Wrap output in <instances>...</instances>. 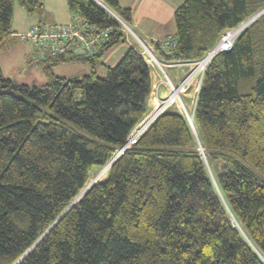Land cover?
Instances as JSON below:
<instances>
[{
    "label": "trees",
    "instance_id": "obj_1",
    "mask_svg": "<svg viewBox=\"0 0 264 264\" xmlns=\"http://www.w3.org/2000/svg\"><path fill=\"white\" fill-rule=\"evenodd\" d=\"M102 1L133 24L131 8ZM15 3L48 23L45 0H0L1 47L20 40ZM68 7L111 29L97 54L42 58L32 50L48 78L41 87L6 77L0 62V264H14L36 242L19 264H264V14L206 70L195 110L200 144L178 109L166 111L65 212L126 143L151 91L136 43L98 75L104 53L128 42L122 24L93 0ZM263 7L264 0H185L175 33L162 38L176 42L165 57H202L225 29ZM71 62L90 72L55 73Z\"/></svg>",
    "mask_w": 264,
    "mask_h": 264
},
{
    "label": "built area",
    "instance_id": "obj_2",
    "mask_svg": "<svg viewBox=\"0 0 264 264\" xmlns=\"http://www.w3.org/2000/svg\"><path fill=\"white\" fill-rule=\"evenodd\" d=\"M263 14L264 7L238 26L225 29L213 48L208 50L202 57L191 61L167 59L165 56L171 55L173 52L171 47L176 45L174 40L170 38H147L138 32L133 24H128L117 14V20L122 24L128 35V43L132 45L136 43L147 64L155 65L160 69L163 77L162 82L167 85L168 92L160 97L157 106L135 125L127 137L126 143L117 150L109 161L110 165L127 148L135 144L160 115L171 109H178L184 115L200 144V137L195 124V110L198 93L203 85L206 70L217 54L230 50L238 35ZM128 31L133 36L135 43H131ZM110 32V28L99 27L96 24L89 23L82 14L70 12L69 22L36 23L27 30L19 32L18 36L42 58L47 54L59 55L69 52L92 57L107 42ZM158 43L161 44L163 53L158 51ZM170 68L177 70L176 77L169 73ZM191 89L194 91V96L192 102H189L187 94Z\"/></svg>",
    "mask_w": 264,
    "mask_h": 264
},
{
    "label": "crops",
    "instance_id": "obj_3",
    "mask_svg": "<svg viewBox=\"0 0 264 264\" xmlns=\"http://www.w3.org/2000/svg\"><path fill=\"white\" fill-rule=\"evenodd\" d=\"M185 0H119L121 6L129 7L133 12V25L135 28L146 36L147 38H157L162 39L166 36L173 35L176 31L164 32L163 30L167 27L166 23H173V16L177 7H179ZM14 6V14H13V24L12 29L14 33H19L27 30L31 25L38 23V19L35 17H31L27 14V12L15 3ZM46 8V18L53 22L66 23L70 20V9L68 7V0H45ZM44 20H46L44 18ZM48 22V21H46ZM172 30L173 26L169 27ZM160 32H162L160 34ZM14 38V37H13ZM22 42L18 38L12 40L11 45L15 46L17 43ZM26 43V42H24ZM27 44V43H26ZM128 43L119 44L104 53H107L106 57H110L108 66H114L117 62L123 57V55L129 49ZM31 50H26L27 55L30 54ZM33 56V53H31ZM103 57V56H102ZM85 65L83 63L71 62L64 63L62 65H71V67H81ZM55 67V68H57ZM85 67L75 73H71L70 75H61L65 77H80L81 74L86 72H90V68L85 65ZM89 69H88V68ZM85 70V71H84ZM150 78H151V91L150 95L147 99V109L146 114L150 113L158 104L160 97L164 96L168 92L167 85L162 82V73L160 69L155 65H149ZM68 72V71H66ZM99 73V72H98ZM169 73H171L174 77L177 75V70L175 68H170ZM194 91L191 89L187 94V98L189 102H192V97L194 96ZM145 114V115H146Z\"/></svg>",
    "mask_w": 264,
    "mask_h": 264
},
{
    "label": "rangeland",
    "instance_id": "obj_4",
    "mask_svg": "<svg viewBox=\"0 0 264 264\" xmlns=\"http://www.w3.org/2000/svg\"><path fill=\"white\" fill-rule=\"evenodd\" d=\"M44 18L46 19L44 20L45 22L48 21V23H54L53 21L49 20V18H46V15ZM166 24H167V27L163 30L164 32L169 33L175 30V19L174 18H173V23L168 22ZM171 24L173 26L172 30H170L169 28L171 27ZM161 33L162 32H160V34ZM129 37H130L131 43H135L134 42L135 40L133 36L130 34V32H129ZM31 49L32 48L29 44H26L24 42L22 43L19 41L17 45L15 46H12L11 43L4 45V47L0 46L1 66H2L3 73L5 74V76L12 78L13 81L17 83H29V84H32L34 82L36 85L41 87L46 83L48 78L46 74L44 73V67L42 63H40V59L34 58L31 55L32 51H30V54L27 55L26 50H31ZM106 56H107V53L103 55L100 64L97 66V71L99 72L98 75L102 77L106 76L107 74V65L110 59V57H106ZM82 66H85V65L81 64V67H79V65L77 67H71V65H62L60 67L54 68V71L57 75H67V74L70 75L71 73H75L85 68ZM87 73L88 72L81 74L80 77H82L83 75ZM195 139H196V136H195ZM109 166H110V163H107L102 167H98L94 169L89 176L86 186L81 190L79 195L74 198L73 201H75L78 197H80L82 193L86 189H88L92 184L105 180L109 173V170H108Z\"/></svg>",
    "mask_w": 264,
    "mask_h": 264
},
{
    "label": "water",
    "instance_id": "obj_5",
    "mask_svg": "<svg viewBox=\"0 0 264 264\" xmlns=\"http://www.w3.org/2000/svg\"><path fill=\"white\" fill-rule=\"evenodd\" d=\"M94 2H96L97 4H99L101 7H103L105 10H107L110 14H112L116 19L118 18V15H117V13H115L114 11H113V9L112 8H110L108 5H106L102 0H93ZM201 150H202V154L206 157V153L204 152V149H203V147H201ZM209 166V168H210V165H208ZM210 170H211V168H210ZM214 177V176H213ZM96 183H98V182H96ZM96 183H94V184H92L88 189H86L83 193H82V195L84 194V193H86L93 185H95ZM81 195V196H82ZM80 196V197H81ZM80 197H78L75 201H72V203L69 205V207L65 210V212L73 205V204H75L76 203V201L80 198ZM64 212V213H65ZM64 213L63 214H61V216L48 228V230L47 231H49L55 224H56V222L64 215ZM46 231V232H47ZM36 244H37V242L36 243H34L29 249H27L25 252H24V254L14 263V264H19L30 252H31V250L36 246Z\"/></svg>",
    "mask_w": 264,
    "mask_h": 264
}]
</instances>
